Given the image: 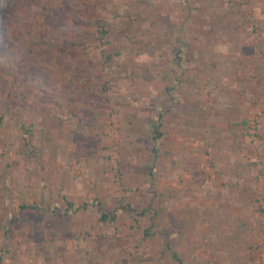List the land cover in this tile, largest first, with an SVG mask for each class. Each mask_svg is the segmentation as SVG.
<instances>
[{
    "label": "rangeland",
    "instance_id": "obj_1",
    "mask_svg": "<svg viewBox=\"0 0 264 264\" xmlns=\"http://www.w3.org/2000/svg\"><path fill=\"white\" fill-rule=\"evenodd\" d=\"M0 7L7 25L22 14L44 38L58 23L76 31L41 37L49 55L25 52L13 80L24 102L0 101V264H179L168 244L187 208L200 215L178 245L185 264H264V0ZM35 27L18 25L24 42ZM224 151L243 160L230 177L242 190L213 185ZM106 211L115 224L100 222ZM226 214L247 220L232 248L214 231Z\"/></svg>",
    "mask_w": 264,
    "mask_h": 264
},
{
    "label": "trees",
    "instance_id": "obj_2",
    "mask_svg": "<svg viewBox=\"0 0 264 264\" xmlns=\"http://www.w3.org/2000/svg\"><path fill=\"white\" fill-rule=\"evenodd\" d=\"M46 10L47 7L43 6ZM41 11L39 12L40 15ZM19 23V24H18ZM25 27V31L29 33L28 27L33 25L36 26L37 29L36 34L30 38V41H23L21 34L18 33L17 27L18 25ZM37 24V23H36ZM32 22L26 21L24 15H20L16 20L14 26H9L5 22L3 10L0 7V101H7L11 96H13V101L15 103L22 104V96L19 93V86L18 83L14 84L13 80L16 75H19V70L21 68L24 69L28 66H25L21 63L20 59L25 52L34 53L36 55H49V50L44 47H49L48 44H39L38 40L43 37V34L40 32V28ZM45 38L52 37V39H56L57 41H61L63 39L71 38L75 36L76 31L68 25V23H58L57 25L51 26L49 30H44ZM17 34L18 40H16L15 35ZM25 34V33H24ZM17 42H20L17 46ZM7 99V100H6ZM159 134H162L159 132ZM156 137V136H155ZM158 137H156L157 139ZM244 163L242 162H231L226 169L224 170L225 174L230 176H243L245 171ZM68 201L69 209L74 206V203L71 200ZM36 208L35 205H23V210H31ZM128 210H133L131 206H125ZM59 208L54 209V214H58ZM24 213V212H23ZM143 215L147 212H142ZM154 217H150L149 226L143 229V239L149 240L150 238L154 237L156 234L157 229V222L156 219L160 217V213H156ZM200 213L196 208H187L183 209L179 212L176 219L174 220V227L179 228L182 233L179 234L178 237L174 238V244L169 242V248L172 250L169 252L172 259L179 264H185V256L187 254L186 250H182L178 247V245L182 242L183 237L187 234L194 233V226L196 221L198 220ZM58 217V216H57ZM118 215L116 212L113 211H106L102 212L100 216V222L106 226H111L116 223ZM61 220H56L55 223L57 227H66L65 225L59 222ZM221 226H215L214 231L216 232L217 236L219 237V241L223 248H232L235 247L240 242V239L243 233L246 230V223L245 220L241 216H233L231 214H226L221 220ZM234 225H233V224ZM225 227V228H224ZM224 228V229H223ZM175 245V246H174Z\"/></svg>",
    "mask_w": 264,
    "mask_h": 264
},
{
    "label": "crops",
    "instance_id": "obj_3",
    "mask_svg": "<svg viewBox=\"0 0 264 264\" xmlns=\"http://www.w3.org/2000/svg\"><path fill=\"white\" fill-rule=\"evenodd\" d=\"M244 127V126H243ZM228 140V139H227ZM237 147L234 145V149H236ZM222 149H224V147L222 146ZM232 150H233V147L231 148ZM238 149L240 150V148L238 147ZM242 150V149H241ZM224 154H226V156L224 155V160L226 161V162H224V164H226V163H228L229 161L230 162H233V161H237V160H239L237 157H232V154H231V152H229V151H224ZM231 154V155H230ZM240 162H243V160H240ZM193 165H195V164H193ZM217 169H220V171L221 170H223V168L221 167V165L219 166V164L218 163H216V166H215ZM193 170V179H192V181L191 180H189V181H191L192 183H193V185L196 187H198V185H197V178H198V171H199V169H196V168H194V169H192ZM217 175V174H216ZM221 176H222V179H220L221 177H218L219 179L218 180H220V181H222L221 182V185L218 183L219 181H217V182H213V185H215L216 187H217V189L219 190V191H221V192H223V188L225 189V188H227V187H230L231 188V186L233 185L232 184V182H231V186H227V185H224V187H223V184H226V183H224L226 180H228V181H233V182H235V184L232 186V188L233 189H237V190H242V187H243V182H242V180L240 179V178H230L231 176L229 175V176H227L226 174H224V173H221ZM234 177V176H233ZM237 184H240V186H241V189H240V186H238ZM237 185V186H236ZM195 189V188H194ZM242 194V193H241Z\"/></svg>",
    "mask_w": 264,
    "mask_h": 264
}]
</instances>
